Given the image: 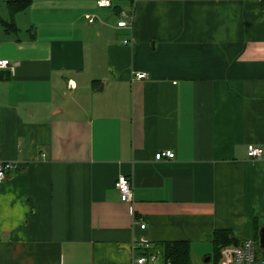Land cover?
<instances>
[{"label":"crops","instance_id":"obj_1","mask_svg":"<svg viewBox=\"0 0 264 264\" xmlns=\"http://www.w3.org/2000/svg\"><path fill=\"white\" fill-rule=\"evenodd\" d=\"M30 1L16 32L0 27L13 66L0 69V161L15 164L0 181V264H133L140 236L195 254H208L215 230L255 238L263 0L116 1L133 9L131 28L95 0ZM160 150L174 158L155 160Z\"/></svg>","mask_w":264,"mask_h":264},{"label":"built area","instance_id":"obj_2","mask_svg":"<svg viewBox=\"0 0 264 264\" xmlns=\"http://www.w3.org/2000/svg\"><path fill=\"white\" fill-rule=\"evenodd\" d=\"M118 0H95V6L98 9H110L116 17L115 26L117 28H131V21L133 15V9L125 10L120 6L116 5ZM118 6L119 9L114 11V7ZM84 18L87 23L91 24L95 21L103 22L104 19L94 13H86ZM123 44H128L130 39H124ZM8 68L10 71L13 70V66L6 58H0V69ZM147 74L144 72L134 73V78L144 79ZM68 85L74 87L69 81ZM247 157L250 159H259L262 156V148L254 144H248L246 146ZM174 152L171 150H160L155 153L154 159L159 161L163 159H173ZM15 168V164L9 161H0V181L4 180L6 176ZM114 187L118 193L121 201L131 202L132 201V183L128 176L119 175L114 183ZM140 227L144 228L145 224L140 223ZM153 244L144 237L133 240V264H158L161 263L160 254L157 251H153ZM219 259L217 264H264V248L259 245L258 238L244 239L237 241V243H231L223 245L219 248Z\"/></svg>","mask_w":264,"mask_h":264},{"label":"trees","instance_id":"obj_3","mask_svg":"<svg viewBox=\"0 0 264 264\" xmlns=\"http://www.w3.org/2000/svg\"><path fill=\"white\" fill-rule=\"evenodd\" d=\"M30 0H6L5 6L7 8L9 17L8 19L0 18V27L5 32L11 33L16 32L18 28L14 22V15L20 11H23L30 5ZM119 7H114V11L118 10ZM261 11L264 15V0L261 3ZM0 75L1 78H7ZM258 230L256 232L255 239H257ZM214 254L216 263L219 259V248L223 245L233 243L232 235L227 230H215L212 238ZM153 251H157L161 257V264H192L191 262V249L189 243L185 241H164L153 244Z\"/></svg>","mask_w":264,"mask_h":264},{"label":"rangeland","instance_id":"obj_4","mask_svg":"<svg viewBox=\"0 0 264 264\" xmlns=\"http://www.w3.org/2000/svg\"><path fill=\"white\" fill-rule=\"evenodd\" d=\"M7 12V9L5 8V4L2 2V0H0V15L2 17H5ZM4 14V15H3ZM257 240V239H256ZM202 252V251H201ZM195 254L191 252V262L192 264H217L216 263V258H215V252H214V248H210L208 249L206 252H208V254ZM208 257V260L205 261L204 258L206 256ZM161 262V261H160Z\"/></svg>","mask_w":264,"mask_h":264},{"label":"water","instance_id":"obj_5","mask_svg":"<svg viewBox=\"0 0 264 264\" xmlns=\"http://www.w3.org/2000/svg\"><path fill=\"white\" fill-rule=\"evenodd\" d=\"M258 242L259 245L264 248V226L258 230ZM233 243H237V239L233 238Z\"/></svg>","mask_w":264,"mask_h":264}]
</instances>
